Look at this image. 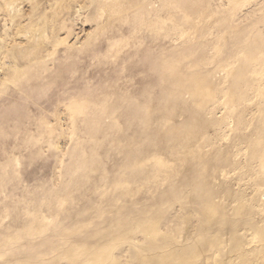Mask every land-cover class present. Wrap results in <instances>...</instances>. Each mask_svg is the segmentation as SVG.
I'll return each mask as SVG.
<instances>
[{
  "label": "rangeland",
  "instance_id": "rangeland-1",
  "mask_svg": "<svg viewBox=\"0 0 264 264\" xmlns=\"http://www.w3.org/2000/svg\"><path fill=\"white\" fill-rule=\"evenodd\" d=\"M0 264H264V0H0Z\"/></svg>",
  "mask_w": 264,
  "mask_h": 264
},
{
  "label": "bare ground",
  "instance_id": "bare-ground-1",
  "mask_svg": "<svg viewBox=\"0 0 264 264\" xmlns=\"http://www.w3.org/2000/svg\"><path fill=\"white\" fill-rule=\"evenodd\" d=\"M157 21V20H156ZM155 23V22H154ZM153 25V24H152ZM213 206H210V208H208L207 210H206V213H208V214H212V212H213V208H212Z\"/></svg>",
  "mask_w": 264,
  "mask_h": 264
}]
</instances>
